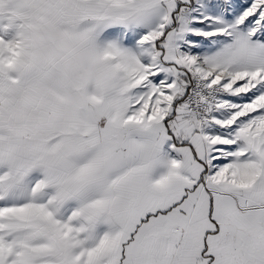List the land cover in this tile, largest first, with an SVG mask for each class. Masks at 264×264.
Listing matches in <instances>:
<instances>
[{
	"label": "snow or ice",
	"instance_id": "6c2138e0",
	"mask_svg": "<svg viewBox=\"0 0 264 264\" xmlns=\"http://www.w3.org/2000/svg\"><path fill=\"white\" fill-rule=\"evenodd\" d=\"M0 264H264V0H0Z\"/></svg>",
	"mask_w": 264,
	"mask_h": 264
}]
</instances>
